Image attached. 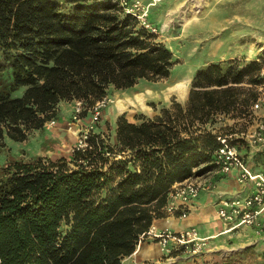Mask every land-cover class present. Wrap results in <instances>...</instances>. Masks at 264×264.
<instances>
[{"label":"trees","instance_id":"16d2710c","mask_svg":"<svg viewBox=\"0 0 264 264\" xmlns=\"http://www.w3.org/2000/svg\"><path fill=\"white\" fill-rule=\"evenodd\" d=\"M260 68L210 63L185 104L120 115L114 140L93 130L69 158L0 165V264H123L165 217L172 185L214 169L220 135L208 124L251 107ZM172 69V51L113 0H0V143L24 142L61 101L86 117L110 89Z\"/></svg>","mask_w":264,"mask_h":264},{"label":"rangeland","instance_id":"374dc122","mask_svg":"<svg viewBox=\"0 0 264 264\" xmlns=\"http://www.w3.org/2000/svg\"><path fill=\"white\" fill-rule=\"evenodd\" d=\"M142 1L145 6L151 4L148 3L151 0ZM147 22L155 29L150 31L157 40L173 53L172 73L156 82L141 80L132 89H110L111 101L102 109L91 131L102 132L111 140H114L116 121L122 114L136 122L137 115L152 118L162 107H170L174 100L185 104L198 69L210 63L244 65L264 59V0H160L149 7ZM183 81H188L185 98L176 91L178 83ZM244 86L250 85L245 83ZM23 91L24 88H20L13 95H21ZM118 99H123L124 109L113 108ZM250 108L241 107L239 112L220 115L216 123L208 124V129L240 139L243 132L254 129L259 119V114ZM75 109V101H61L56 116L48 121H53L52 125L46 123L42 129L30 131L24 142H15L6 136L0 143V165L14 159L69 158L86 134L92 116L89 111L86 117L82 114L75 117ZM240 142L244 144L242 139ZM213 173L216 172L212 168L198 171L194 176L201 180Z\"/></svg>","mask_w":264,"mask_h":264},{"label":"built area","instance_id":"2783aa9c","mask_svg":"<svg viewBox=\"0 0 264 264\" xmlns=\"http://www.w3.org/2000/svg\"><path fill=\"white\" fill-rule=\"evenodd\" d=\"M160 0H151L148 3H157ZM119 7L120 12L130 14L138 19L141 25L149 30L155 31L151 24L147 22L149 6H145L142 0H113ZM260 63V70L256 74L258 83L254 85L257 98L251 105L253 113L258 115L264 111V59H256ZM111 101L109 96L104 97L96 103L91 110V123L85 135L79 140V146H85L86 138L94 128L96 122L101 117L104 107ZM75 117L79 116L82 111L80 101H75ZM54 122H47L52 125ZM240 139H232L230 135H220L218 137L221 146L214 152V170L218 174H231L236 172L237 181L246 185L250 183L254 186L251 193L245 196L221 197L218 201L217 216L225 224L230 227L229 230L242 227H255L259 234H264V161L259 165V169H252L249 165L244 149H249L251 154L260 152L264 154V120L259 114L254 129L242 133ZM210 182L199 180L195 176L189 177L182 182L172 185L169 193L167 204L163 208L167 215H177L185 218L188 215L190 203L196 199L201 190L210 188ZM156 241L160 245L165 254L172 255L183 253L193 258L192 264H207L203 259L204 250L208 244V237H202L195 227H191L182 231H172L164 229L156 231L150 228L144 234L140 242L143 240ZM139 242V243H140Z\"/></svg>","mask_w":264,"mask_h":264},{"label":"crops","instance_id":"0c3cea01","mask_svg":"<svg viewBox=\"0 0 264 264\" xmlns=\"http://www.w3.org/2000/svg\"><path fill=\"white\" fill-rule=\"evenodd\" d=\"M260 116L264 120V111ZM246 159L252 169H259L264 161V154H251L249 149ZM209 181L211 187L200 191L198 197L189 205L188 215L185 218L177 215H167L155 219L151 228L156 231L169 229L182 231L191 227L198 229L202 237H208V244L203 253L207 264H261L264 263V234H259L255 227L242 226L232 230L217 216L218 201L221 197L245 196L251 193L254 186L237 181L236 172L231 174L213 173L202 177ZM264 219V214L261 217ZM193 258L183 253L165 254L158 242L143 240L130 256L123 260V264H192Z\"/></svg>","mask_w":264,"mask_h":264},{"label":"bare ground","instance_id":"6f19581e","mask_svg":"<svg viewBox=\"0 0 264 264\" xmlns=\"http://www.w3.org/2000/svg\"><path fill=\"white\" fill-rule=\"evenodd\" d=\"M210 39V38H209ZM215 45V44H214ZM207 47V45H205ZM213 48V47H212ZM208 49V48H206ZM204 51V50H203ZM206 51V50H205ZM207 54V52H206ZM212 54V53H211ZM191 81V80H190ZM188 85V81H183V82H180L178 83L177 85V92H178V95L181 97V98H185L186 97V87ZM171 89V88H170ZM169 89V90H170ZM142 97V96H141ZM184 100V99H183ZM113 108H120V109H124L125 108V103L123 101V99H118L116 102H115V105ZM128 108V107H127ZM111 109V108H110ZM126 112V111H125ZM111 116V115H110ZM114 116V115H113ZM111 119V118H110ZM75 128V127H73ZM77 131V130H76ZM74 137V136H73Z\"/></svg>","mask_w":264,"mask_h":264}]
</instances>
